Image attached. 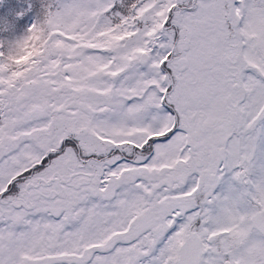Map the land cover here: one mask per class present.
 <instances>
[{"label": "snow or ice", "instance_id": "obj_1", "mask_svg": "<svg viewBox=\"0 0 264 264\" xmlns=\"http://www.w3.org/2000/svg\"><path fill=\"white\" fill-rule=\"evenodd\" d=\"M0 264H264V0H0Z\"/></svg>", "mask_w": 264, "mask_h": 264}]
</instances>
